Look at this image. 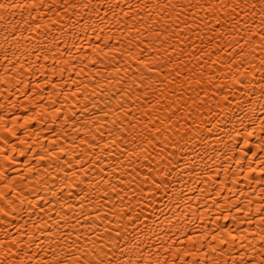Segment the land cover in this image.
I'll return each mask as SVG.
<instances>
[{"label":"bare ground","instance_id":"bare-ground-1","mask_svg":"<svg viewBox=\"0 0 264 264\" xmlns=\"http://www.w3.org/2000/svg\"><path fill=\"white\" fill-rule=\"evenodd\" d=\"M157 2L188 4L45 0L31 26L0 27V257L8 264H54V257L74 264L71 256L82 252L94 259L91 249L99 251L108 240L104 229L114 227L127 182L137 168L147 172L144 165L151 166L158 153L178 168L161 203L149 210L144 234L136 233L141 249L131 251V231L125 236L127 257L138 260L137 253L147 248L153 264L158 257L171 264L183 251L194 253L187 257L190 264L196 259L239 264L242 255L261 264L264 52L248 56L241 66V57L231 62L235 52L216 50L211 59L220 62L213 65L207 56H192L191 45H178L172 71L157 65L161 75L137 88L138 59L159 56L169 64L153 32L170 23ZM70 4L80 7L61 6ZM166 11L174 20L181 9ZM228 12L223 10L226 20ZM241 17L259 30L260 17L250 9ZM9 20L19 22L20 13ZM183 35L192 36L199 56L200 41L188 29ZM229 39L234 42L233 35ZM229 232L237 240H230ZM221 238L227 243L220 244ZM165 242L169 251L161 247Z\"/></svg>","mask_w":264,"mask_h":264},{"label":"snow or ice","instance_id":"snow-or-ice-1","mask_svg":"<svg viewBox=\"0 0 264 264\" xmlns=\"http://www.w3.org/2000/svg\"><path fill=\"white\" fill-rule=\"evenodd\" d=\"M105 2H107V0H105ZM61 6L73 8L80 7V5L77 4ZM144 6L148 7L147 4ZM43 7H45V0H0V27L7 29L10 26L12 29H15L19 27L21 23L31 26L30 21L36 19L33 12ZM83 7L87 8L88 5L85 4ZM156 7L162 10L161 15H163L164 19L170 21V23L164 24L162 28L153 29L154 36L160 44L158 51L162 50L164 56L169 58V64H164L159 56L156 60L151 59V57L138 59L136 63L140 64L141 73L139 80L134 85L137 88L145 86L141 82H147L148 86H150L154 81V77L161 75V68L157 65L168 68L169 72L172 71L170 67L171 57L175 54L178 45H191L190 51L192 56H195L197 60H202L203 57L207 56V62L213 65L220 62L219 58L215 60L211 59V57L216 54V50L222 53L225 49H229L231 50L229 53L230 55L231 52H235V55H232L231 62L236 63L237 57H241V66H243V62L248 56L252 55L253 58H255L254 53L264 52V0H231L230 3L228 0H225L223 3H221V0H196L195 4H193L192 0H188L187 8H185L183 4H160L157 2ZM169 7L181 9V11L176 14L174 20L172 15L166 11ZM193 8L202 10L208 13V15L199 16L198 12L192 10ZM257 8L260 9L259 12H256ZM129 9L131 10V6H129ZM225 9L229 10L228 15L231 17L230 20H226L223 16V10ZM244 9H250L253 16L258 15L260 17L258 31H253L248 21L242 19L241 12ZM218 10L221 14L213 15ZM17 12L20 13L21 20L19 22L9 20V17L15 16ZM185 12H187V15H185L184 20L181 21L180 17L184 15ZM25 13H27V15H25ZM233 13H235V15H233ZM247 14V12H244V15ZM53 23H55V21H53ZM151 23L156 24L157 21H152ZM37 27L39 26L37 25ZM184 29H188L189 32L200 41L199 56L196 55L195 49L197 45L193 42L192 36L183 35ZM245 29H247L246 35H235L245 31ZM230 35H233L234 42L233 39H229ZM257 36L259 40L256 39ZM176 37L180 38L176 39ZM172 39H175V43H169V40ZM222 40L225 41L224 44H221ZM207 49H212V51H208ZM187 54L188 53L185 52V55ZM207 62L202 61L200 66L203 67L204 63ZM93 63H95V61H93ZM260 64L264 65V57L260 58ZM119 70L120 69H117V71ZM261 70L264 71V68ZM173 82L174 81H169V83ZM159 83H164V81L161 80ZM239 83L242 84L243 79H241ZM146 95L145 93V96ZM262 99H264V97H262ZM157 103H159V101H157ZM105 115H107V113H105ZM130 127L134 126L130 125ZM262 128H264V124H262ZM252 134L251 132L248 133V135ZM105 147H108V145L106 144ZM62 151L63 150H61V152ZM113 154L114 153H109V155ZM172 155L175 156V153ZM144 167L147 168V172H141L140 169L137 168L132 181L127 182L129 188H127L124 195L120 197V211L114 213L116 217L113 221L114 227H106L104 229L105 234H110L108 240L98 245L99 251H97L95 247L91 249V256L94 257V259L88 258V252H82L79 256L73 254L71 259L74 261V264H80L81 260H83L84 264H153L151 257L154 253L148 251L147 248L137 253L139 256L138 260L127 257V244L132 245L131 251L133 252L137 249H141V243L136 233L139 232L140 235L144 234L141 226H147V222L151 219V216L148 214L149 210H154V205L161 203V193L166 192L170 187V181L174 178L173 174L177 171L178 165H175L171 157H166L162 153H158L157 156L152 159L151 166L144 165ZM250 171L256 170L250 169ZM127 174L132 175V173ZM120 183H125V181L120 180ZM111 191L116 192V186H112ZM129 191L131 195H129ZM256 211L260 213L262 209L257 208ZM225 219H227V217H225ZM157 221H159L158 217ZM261 221L264 223V215L261 216ZM129 231L132 233V240L127 241L126 244L125 236ZM227 235L230 240H237L234 232H229ZM259 236V243L261 246H264V229L261 230ZM113 238L115 242H113ZM253 238H255V234ZM103 239V235L97 237V240ZM213 239L215 240V235H213ZM239 239L242 241L245 237L241 236ZM175 242L174 240L172 241L173 245ZM189 242L193 245L196 244L195 240H190ZM219 242L220 244L227 243L223 238H221ZM106 247L108 251H105ZM161 247H163L165 251L170 250L167 247V242L161 245ZM213 250L215 251V249ZM76 251H80L79 247ZM117 252H119V256H117ZM5 255H7V253H5ZM13 255L15 254L13 253ZM156 255L158 257V253H156ZM193 255L194 253L191 251L177 253L173 256L171 264H190L187 257ZM0 264H8V261L0 257ZM19 264H23V261H20ZM39 264H48V262L44 260L40 261ZM54 264H62V261L54 257ZM155 264H161L159 257L156 259ZM163 264H169V261L164 260ZM191 264H200V261L196 259L193 260ZM233 264H236L235 259H233ZM239 264H256V262L253 258L246 259L242 255ZM261 264H264V258H262Z\"/></svg>","mask_w":264,"mask_h":264}]
</instances>
